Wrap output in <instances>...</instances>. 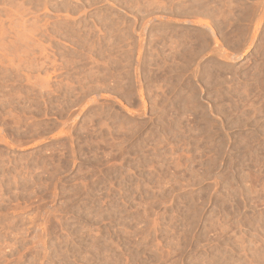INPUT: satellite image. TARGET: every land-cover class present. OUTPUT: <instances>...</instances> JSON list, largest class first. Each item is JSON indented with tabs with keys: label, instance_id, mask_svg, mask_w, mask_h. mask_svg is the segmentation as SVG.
<instances>
[{
	"label": "rangeland",
	"instance_id": "obj_1",
	"mask_svg": "<svg viewBox=\"0 0 264 264\" xmlns=\"http://www.w3.org/2000/svg\"><path fill=\"white\" fill-rule=\"evenodd\" d=\"M0 264H264V0H0Z\"/></svg>",
	"mask_w": 264,
	"mask_h": 264
}]
</instances>
